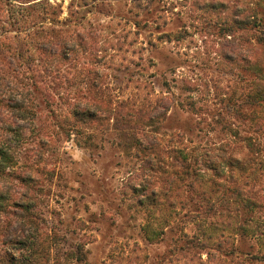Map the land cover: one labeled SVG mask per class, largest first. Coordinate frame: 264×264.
Masks as SVG:
<instances>
[{
  "label": "trees",
  "instance_id": "obj_1",
  "mask_svg": "<svg viewBox=\"0 0 264 264\" xmlns=\"http://www.w3.org/2000/svg\"><path fill=\"white\" fill-rule=\"evenodd\" d=\"M202 3L199 9L224 16L209 20L203 29L210 31L204 34L217 31L218 38H225L215 54L238 78L231 96L220 82L207 83L212 101H197L195 95L202 91L187 76L180 80L189 94L177 96L176 84L168 81L158 93L146 67L155 64L151 59L143 66L142 57L130 60L137 71L127 86L112 87L110 71L123 72V64H112L117 53L136 41L116 39L110 48V40L104 39L100 46L103 36L94 27L77 25L73 14L60 21V11L47 0H0V246L5 264H46L51 248L59 244L56 238L55 243L48 240L45 219L36 210L46 195L37 179L49 153L70 141L80 148L102 147L110 135L119 149L141 163L126 180V189L142 207L157 209L160 198H170L175 216L186 211L199 230L208 222L212 228L223 227L226 220L234 234L249 231L251 214L264 211L260 182L249 180L254 164L264 160V11L241 0L232 9L213 0ZM130 23L141 29L140 22ZM259 32L253 44L248 34ZM183 39L167 34L157 38L170 43ZM176 106L183 111L178 118ZM244 121L256 133L243 134L239 123ZM203 125L210 130L207 136ZM168 163L176 165L172 176L165 170ZM217 217L224 220H212ZM152 225L150 221L144 227ZM12 246H20L19 256L10 253ZM68 258L81 259L74 251Z\"/></svg>",
  "mask_w": 264,
  "mask_h": 264
},
{
  "label": "rangeland",
  "instance_id": "obj_2",
  "mask_svg": "<svg viewBox=\"0 0 264 264\" xmlns=\"http://www.w3.org/2000/svg\"><path fill=\"white\" fill-rule=\"evenodd\" d=\"M47 1L60 11V21L69 19L73 14L71 19L77 25L87 29L94 27L96 35L103 36L98 43L100 46H104V39L110 40V48L116 39H121L123 44L125 38H128L127 43L128 40L136 41L132 47L125 45L113 63L110 59V64L115 67L123 64V74L110 71L112 87L125 88L127 79L137 71L130 60L139 62L142 57L143 66L151 59L155 64L151 67L147 63L146 67L149 68L147 76L153 75L148 81L153 83L158 93L165 90L164 84L168 81L176 84L177 96L189 94L180 80L185 76L194 78L200 86L202 93L195 95L197 101L213 100V90L207 88V83L211 87L214 81L220 82L224 94L229 96L237 88L236 72L233 73L215 54L225 38H218L217 31L206 35L205 31L210 30L203 29L209 20H223L224 16L217 18L214 12L199 9L197 5L203 4L202 0ZM213 1L219 5L227 4L232 9L237 0ZM241 4L264 11V0H241ZM50 18L57 20V17ZM130 22H140L141 29ZM163 34L174 39L176 35H182L185 39L159 42L157 38ZM248 36L255 44V38L259 39L261 33H250ZM148 41L155 42L156 47L149 46ZM111 54L114 52L110 49ZM127 65H130V71L125 74ZM134 76L136 79L139 75ZM128 94L129 91L124 96ZM226 96L223 95L227 100L229 96ZM216 102L220 108L221 103ZM173 112L177 118L183 113L178 106ZM239 126L247 136L256 133L253 124L246 121ZM202 127L203 135L210 133L206 126ZM115 144L112 135L104 138L102 147L100 144L95 148H80L70 141L46 157V169L37 179L44 185L46 195L40 199L36 210L45 219L42 228L50 233L48 240L52 239L53 243L56 238L59 242L57 247L51 248L46 264H264V260L257 259L264 258V211L251 214L250 219L254 218L248 225L249 231L241 235L234 234L233 227L225 226L227 222L221 217L212 220H224L223 227L212 228L208 222L204 230H199L196 224L188 221L190 218L186 216V211L175 216L172 210L175 201L170 198H160L157 209L142 207L126 189V180L139 171L141 163ZM168 166L164 168L172 176L176 165L168 163ZM252 169L255 172L250 176L246 172V176L251 181L258 179L264 198V160H259ZM150 221L153 225L144 227ZM51 228H54L52 232ZM161 228H165L162 235L159 234ZM150 236L152 241L148 240ZM19 248L12 246L10 253L15 252L19 256ZM1 249L2 246L0 264H5L6 258L2 257ZM69 251L78 252L81 259L70 260Z\"/></svg>",
  "mask_w": 264,
  "mask_h": 264
}]
</instances>
